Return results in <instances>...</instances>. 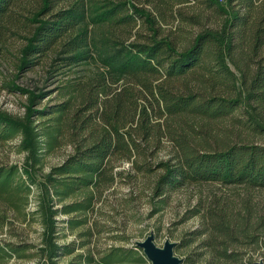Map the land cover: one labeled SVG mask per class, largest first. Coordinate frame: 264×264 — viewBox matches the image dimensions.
I'll return each mask as SVG.
<instances>
[{
    "label": "trees",
    "instance_id": "16d2710c",
    "mask_svg": "<svg viewBox=\"0 0 264 264\" xmlns=\"http://www.w3.org/2000/svg\"><path fill=\"white\" fill-rule=\"evenodd\" d=\"M15 35L14 66L44 82L4 79L26 101L0 108V146L24 153L0 159V264H144L137 244L77 251L102 231L97 201L139 175L155 178L156 211L188 183L220 185L188 207L200 224L175 248L259 264L244 254L264 247V0H0V59Z\"/></svg>",
    "mask_w": 264,
    "mask_h": 264
},
{
    "label": "rangeland",
    "instance_id": "374dc122",
    "mask_svg": "<svg viewBox=\"0 0 264 264\" xmlns=\"http://www.w3.org/2000/svg\"><path fill=\"white\" fill-rule=\"evenodd\" d=\"M11 53L7 58L0 59V108L9 110L17 114L24 113L25 109L23 103L26 101V97L16 90H9L4 85V79L14 77L18 83L22 85H41L44 80L43 76L38 70L25 69L21 72L14 66V56L17 53V48L23 44L24 38L15 35L10 37ZM51 87V86H50ZM16 140L11 144H3L0 146V159L8 161L23 162L24 153L18 152L15 149ZM69 149L60 148L56 153L49 156L46 169L49 168V164L60 161ZM130 161H124L119 163V168H129ZM154 176L152 179L139 175L137 178L130 177L128 180L121 179L115 186L107 192L105 195L97 201L99 210L91 214V218L95 219L99 223V229L92 236L90 244L87 247L77 248V251L84 253L93 252L96 257L106 251L111 245L122 244L125 246H131L137 244V240L145 239L146 235L154 232L155 241L158 245H163L167 238L176 240L179 242L185 235H189V231L194 229L200 224L199 217L197 215L189 216L184 219V215L187 209L193 203H196L200 197L207 199L212 190H219L218 184L214 183H202V184H187L181 188L173 191L166 202L162 204V208L156 211L158 204V197L154 195L151 190L150 183L154 182ZM263 195L257 199V210L262 212L264 208V190L260 191ZM259 192V194H260ZM35 197L32 198L30 206H35ZM96 228V230H98ZM27 237L31 241L40 242L39 232L35 228V225L29 226L27 231ZM76 234L69 235L68 238L73 239ZM194 241L187 247L174 248L176 253L182 257V263L184 264H209L206 261L207 252L206 248H201ZM141 247H139L140 249ZM264 247L258 248L257 245L248 244L245 246L247 250L244 254V259L250 257L252 261H260L263 259ZM144 251V250H143ZM142 251V252H143ZM204 252V253H203ZM145 253V252H144ZM189 253L194 254L193 258ZM146 255V254H145ZM75 256L61 257L58 264H67ZM146 262L144 264H151L150 259L146 255ZM36 258L32 257L26 260H16L17 264H35ZM234 264H241L233 261ZM87 264V263H86ZM88 264H99L97 261ZM117 264H140L132 260V262H122Z\"/></svg>",
    "mask_w": 264,
    "mask_h": 264
},
{
    "label": "water",
    "instance_id": "95a60500",
    "mask_svg": "<svg viewBox=\"0 0 264 264\" xmlns=\"http://www.w3.org/2000/svg\"><path fill=\"white\" fill-rule=\"evenodd\" d=\"M154 232L146 235L145 239L137 240V245L141 247L151 264H184L175 248L176 240L167 238L163 245H158L155 241ZM259 264H264V260H260Z\"/></svg>",
    "mask_w": 264,
    "mask_h": 264
}]
</instances>
